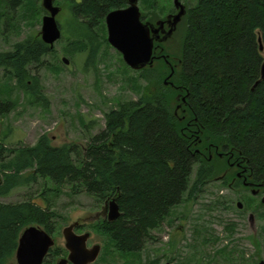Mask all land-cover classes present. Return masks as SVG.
Wrapping results in <instances>:
<instances>
[{"label":"trees","instance_id":"16d2710c","mask_svg":"<svg viewBox=\"0 0 264 264\" xmlns=\"http://www.w3.org/2000/svg\"><path fill=\"white\" fill-rule=\"evenodd\" d=\"M141 1L154 5L158 0ZM8 2L16 7L21 0ZM188 2L172 84L164 83L168 73L149 66L140 70L152 85L151 97L110 110L105 127L81 149L53 145L47 135L31 146L1 147L0 196L39 180L70 186L100 203L116 196L121 215L98 227L129 255L142 251L175 207L203 192L215 172L213 158L233 164V185L246 188L240 173L264 191V80L256 84L264 61L258 42L260 37L264 45V0ZM126 6L127 0H71L77 32L66 39L82 42L88 62L94 61L101 44L96 29L109 12ZM145 17L141 15L144 22ZM51 52L39 35L19 41L0 52V69L20 90L47 105L31 70ZM173 96L185 109L181 116L172 109ZM14 106L0 100V116ZM44 194V205L29 194L23 201L0 202V264L15 256L26 227L37 225L53 236L56 214ZM60 255L50 249L42 264H55Z\"/></svg>","mask_w":264,"mask_h":264},{"label":"rangeland","instance_id":"374dc122","mask_svg":"<svg viewBox=\"0 0 264 264\" xmlns=\"http://www.w3.org/2000/svg\"><path fill=\"white\" fill-rule=\"evenodd\" d=\"M54 3L60 7L57 21L62 36L44 57L43 65L31 70L38 77L47 105L20 90L13 77L0 69V100L15 102L9 113L0 116V148L4 150L34 145L41 135H47L53 145L74 144L81 149L105 127V114L110 110L124 101L151 97L152 85L141 77V71L126 65L122 55L108 43L105 22L96 29L101 42L98 53L94 61L88 62L84 44L66 39L77 32L70 11L71 0H54ZM153 3L139 1L145 22L156 24L178 11L173 0ZM46 14L42 0H21L16 7L8 0H0V52L11 50L19 41L40 36ZM184 31V22L178 23L173 35L160 44L162 50L156 52L166 60L157 57L151 66L161 74L168 73L167 86L172 84L170 76L181 56ZM261 54L264 59V48ZM170 102L181 116L184 112L183 107L177 109L179 100L173 96ZM212 164L215 172L203 192L175 207L137 254H123L99 229L98 224L103 221L101 212L109 200L96 202L85 193H74L70 186L60 188L39 180L30 187H18L9 195L0 196V202L23 201L29 194L44 205L41 196L45 193L48 205L56 214L52 251L58 250L61 255L55 264L69 254L63 230L75 222L79 223L77 233H90L88 247H101L98 259L92 264H264V206L250 188L233 185L235 167L218 158H213ZM238 202L243 204L242 208H238ZM6 264H17L15 256Z\"/></svg>","mask_w":264,"mask_h":264},{"label":"water","instance_id":"95a60500","mask_svg":"<svg viewBox=\"0 0 264 264\" xmlns=\"http://www.w3.org/2000/svg\"><path fill=\"white\" fill-rule=\"evenodd\" d=\"M173 2L178 10L177 13L169 15L166 20H160L156 24L142 21L139 0H127L126 7L112 10L105 17L108 43L122 55L124 62L131 69L142 70L148 66L151 67L154 61L155 42L165 41L173 35L186 12V7L180 0H173ZM42 7L47 14L42 20L40 36L43 42L53 48L54 43L62 36V30L57 21L60 7L55 5L54 0H42ZM165 24H168V30L164 28ZM160 31L164 34L162 37H160ZM258 42L261 51L264 45L260 37ZM63 62L68 63L66 58H63ZM262 80H264V61L261 65L260 79L256 84ZM116 199V196L110 198L101 212L102 215L108 210L106 214L109 221L117 219L122 213ZM237 206L242 208L243 204L238 202ZM251 218H253L252 215ZM78 224L75 222L63 230L65 247L69 254L67 258L59 259L56 264H70V262L92 264L98 259L100 245L88 247L90 233L76 234L74 229ZM54 245L55 240L51 234L40 226L30 225L19 237L15 253L16 262L17 264H42Z\"/></svg>","mask_w":264,"mask_h":264},{"label":"flooded vegetation","instance_id":"af4514ba","mask_svg":"<svg viewBox=\"0 0 264 264\" xmlns=\"http://www.w3.org/2000/svg\"><path fill=\"white\" fill-rule=\"evenodd\" d=\"M164 28H165L166 30H168V29H169L168 24H165ZM163 35H164V34L160 31V37H162ZM162 42H165V41H162ZM162 42H161V41H156V42H155V45H154V47H155V50H154V59H156L157 57H162V58L165 59L164 55H162V56H160V55L157 56V54H156V52H157V50H158L159 48H161V50H162V47H160V46H161L160 44H161ZM165 60H166V59H165ZM164 83H169V81H166V80H165ZM177 109H182V104H179V105L177 106ZM182 111L184 112L185 109L183 108ZM182 111H181V112H182ZM221 154H222V153H219L220 156H222ZM210 158H212L211 154H210ZM231 166H233V164H231ZM236 167H240V165L237 164ZM237 177L243 179V184H244V186L250 188V191H251L252 195H253L254 197H256V198H259V200H260V201H259V204L262 205V206H264V192L261 191V187H260V186H254V185H256V184H253L252 182H247V180H246L245 178H243L242 174H240V173L237 174ZM234 181H235V179H234ZM254 191H255V193H254ZM107 212H108V210H106V213H107ZM106 213H102L101 217H102L103 220H107V221H109L108 218H107V214H106ZM252 216H253V215H252ZM252 220H253V218H252ZM110 222H111V221H110ZM77 228H79V224L75 227L74 231H75ZM75 233L78 234V235H80V233H77L76 231H75ZM85 233H86V232H85ZM81 234H83V233H81ZM89 238H90V237H89ZM65 249H66V247H65ZM66 250H67V249H66ZM68 252H69V251H68ZM70 264H72V263L70 262Z\"/></svg>","mask_w":264,"mask_h":264}]
</instances>
